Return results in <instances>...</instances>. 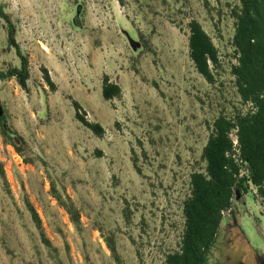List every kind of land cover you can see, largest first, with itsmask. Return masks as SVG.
<instances>
[{
	"label": "rangeland",
	"instance_id": "1",
	"mask_svg": "<svg viewBox=\"0 0 264 264\" xmlns=\"http://www.w3.org/2000/svg\"><path fill=\"white\" fill-rule=\"evenodd\" d=\"M0 4L16 25L30 71L28 92L15 79L0 80L5 123L21 147L17 152L0 133V264H116L105 242L110 236L122 264H163L179 248L190 175L205 169L201 153L214 120L250 110L231 74L236 63L231 9L237 3ZM192 19L219 52L214 84L196 72L189 57ZM129 39L140 47L133 50ZM18 65L0 19V69ZM43 68L55 91L46 85ZM104 75L120 86V97L103 98ZM73 101L89 121L102 125V138L75 118ZM52 182L79 210L80 229L53 197ZM254 193L233 200L221 221L217 245L232 238L233 249L223 256L231 255L238 264L264 261V200ZM234 220L239 228L225 237ZM41 233L54 249L45 246ZM218 251H211L207 264L223 261Z\"/></svg>",
	"mask_w": 264,
	"mask_h": 264
},
{
	"label": "trees",
	"instance_id": "2",
	"mask_svg": "<svg viewBox=\"0 0 264 264\" xmlns=\"http://www.w3.org/2000/svg\"><path fill=\"white\" fill-rule=\"evenodd\" d=\"M231 9L234 19L232 46L236 63L231 66L236 91L244 105H250L246 113L238 112L232 117L221 114L212 124L211 132L202 148L205 163L203 172L190 175V193L183 201L184 227L179 248L166 255L163 264H207L211 251L217 245L221 230L222 213L231 209L233 200H241L255 190L254 196L264 200V0H234ZM0 19L6 26V45L13 48L19 59L18 66L0 69V80L15 79L22 90L28 92L30 77L28 57L16 40V25L0 4ZM189 57L196 72L207 83L214 84L216 70L220 65L219 52L211 37L201 24L192 19L188 23ZM43 78L51 91L55 84L45 68ZM121 95L118 84L108 75L102 79V96L109 101ZM75 118L96 137L102 138L105 130L98 122L89 121L77 101L72 102ZM0 133L3 140L21 152L11 134L13 131L0 117ZM237 140V151L231 135ZM21 140V139H19ZM136 171L140 173L136 166ZM3 175L2 167H0ZM4 176V175H3ZM53 197L68 214L70 222L80 229V213L69 197L62 196L51 183ZM32 218L40 227V219L29 204ZM232 225L238 229L234 220ZM241 232V231H240ZM42 242L51 250L48 238L41 233ZM106 246L116 264H122L114 239L106 237Z\"/></svg>",
	"mask_w": 264,
	"mask_h": 264
},
{
	"label": "flooded vegetation",
	"instance_id": "3",
	"mask_svg": "<svg viewBox=\"0 0 264 264\" xmlns=\"http://www.w3.org/2000/svg\"><path fill=\"white\" fill-rule=\"evenodd\" d=\"M234 227L235 226H231V228H229V230H226V233L224 232L225 237L227 236V234H231L232 231H234ZM224 237V236H223ZM225 241L223 242V246L221 244H218L214 247L215 250H220L221 252V256L223 257V261H221L219 258H215L212 259L215 264H238L237 262H239L240 260L234 259V257H231V255H228L227 253L225 254V256H223L224 252H230L233 249V239L232 238H226L224 239ZM232 245V246H231ZM226 247V248H225ZM219 252V251H218ZM220 253V252H219ZM232 258V259H231ZM236 258V257H235ZM254 264H264V261L259 260V262H254Z\"/></svg>",
	"mask_w": 264,
	"mask_h": 264
},
{
	"label": "water",
	"instance_id": "4",
	"mask_svg": "<svg viewBox=\"0 0 264 264\" xmlns=\"http://www.w3.org/2000/svg\"><path fill=\"white\" fill-rule=\"evenodd\" d=\"M129 43L133 50H137L140 47V44L132 39H129ZM2 114H3V111L0 106V117L2 116Z\"/></svg>",
	"mask_w": 264,
	"mask_h": 264
},
{
	"label": "built area",
	"instance_id": "5",
	"mask_svg": "<svg viewBox=\"0 0 264 264\" xmlns=\"http://www.w3.org/2000/svg\"><path fill=\"white\" fill-rule=\"evenodd\" d=\"M231 138H232V136H231ZM233 139V146H234V148L236 149L237 148V140H236V137L234 136V138H232ZM236 151H237V149H236ZM229 211V210H228ZM224 214V212L222 213V215Z\"/></svg>",
	"mask_w": 264,
	"mask_h": 264
},
{
	"label": "bare ground",
	"instance_id": "6",
	"mask_svg": "<svg viewBox=\"0 0 264 264\" xmlns=\"http://www.w3.org/2000/svg\"><path fill=\"white\" fill-rule=\"evenodd\" d=\"M43 48H45V47H43Z\"/></svg>",
	"mask_w": 264,
	"mask_h": 264
}]
</instances>
